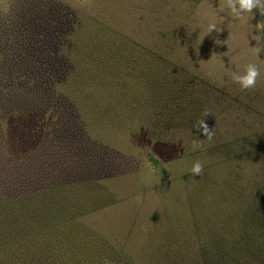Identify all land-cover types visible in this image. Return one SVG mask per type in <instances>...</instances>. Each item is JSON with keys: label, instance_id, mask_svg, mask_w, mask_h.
Returning <instances> with one entry per match:
<instances>
[{"label": "rangeland", "instance_id": "obj_1", "mask_svg": "<svg viewBox=\"0 0 264 264\" xmlns=\"http://www.w3.org/2000/svg\"><path fill=\"white\" fill-rule=\"evenodd\" d=\"M250 63L260 76L242 89L232 76ZM201 119L211 139L193 127ZM240 156L264 159L258 9L236 16L227 0H0V201L52 191L58 211L72 210L65 219H83L134 263L153 264L151 245L166 258L177 250L167 217L186 224V238L193 232L191 179ZM197 161L200 176L191 172ZM258 180L253 224L259 201L264 220Z\"/></svg>", "mask_w": 264, "mask_h": 264}, {"label": "trees", "instance_id": "obj_2", "mask_svg": "<svg viewBox=\"0 0 264 264\" xmlns=\"http://www.w3.org/2000/svg\"><path fill=\"white\" fill-rule=\"evenodd\" d=\"M248 161L252 160L240 156L213 166L201 179H191L193 185L195 182L189 191L193 232L186 238V224L178 217L177 223H172L167 217L169 222L163 223L166 236L174 237L172 248L177 250L172 253L167 248L173 255L166 258L158 246L151 245L153 264H264L260 201L256 224L248 219L258 190L256 179L264 177V159L247 165ZM199 181L203 199L195 189ZM205 189L211 191L209 203L213 194L212 213L204 202ZM226 197L229 201L223 203ZM59 207L52 191L1 200L0 264H103L105 259L111 264H136L130 251L113 246L81 218L65 219L72 210L67 207L59 213ZM149 239L152 244L151 236Z\"/></svg>", "mask_w": 264, "mask_h": 264}, {"label": "clouds", "instance_id": "obj_3", "mask_svg": "<svg viewBox=\"0 0 264 264\" xmlns=\"http://www.w3.org/2000/svg\"><path fill=\"white\" fill-rule=\"evenodd\" d=\"M227 7L231 10V13L240 16L243 12L253 13V9H258L259 12L264 15V3L261 0H227ZM215 24H209L208 32L210 33L215 29ZM256 54L261 51V47L256 48ZM260 76L259 69L254 64H248L243 75L233 74L232 79L238 83L242 89H252L255 88L257 79ZM208 112L204 113V116H207ZM193 127L204 134L205 137L211 139L213 136L212 129L206 124L204 119H201L193 124ZM191 172L194 176L201 175L203 172L202 164L197 161ZM103 264H111V261L105 259Z\"/></svg>", "mask_w": 264, "mask_h": 264}]
</instances>
